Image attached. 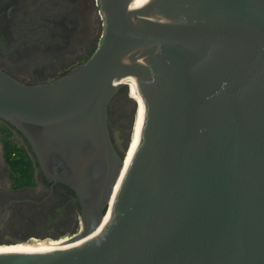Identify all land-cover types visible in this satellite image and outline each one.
Listing matches in <instances>:
<instances>
[{"label":"water","instance_id":"water-1","mask_svg":"<svg viewBox=\"0 0 264 264\" xmlns=\"http://www.w3.org/2000/svg\"><path fill=\"white\" fill-rule=\"evenodd\" d=\"M133 1L99 0V44L63 76L26 84L0 68V118L44 176L75 192L70 236L95 233L77 247L0 251V264H264V0ZM122 80L144 121L100 229L137 109ZM121 89L133 116L118 150L108 117Z\"/></svg>","mask_w":264,"mask_h":264},{"label":"flooded vegetation","instance_id":"flooded-vegetation-1","mask_svg":"<svg viewBox=\"0 0 264 264\" xmlns=\"http://www.w3.org/2000/svg\"><path fill=\"white\" fill-rule=\"evenodd\" d=\"M103 26L99 0H0V68L26 84L54 80L92 55ZM123 92L109 104L118 150L127 142L133 113L124 98L114 104ZM12 146L28 156L10 154ZM37 221L45 230L27 231L33 226L25 224ZM80 221L75 192L44 176L24 137L0 118V243L51 240L75 232Z\"/></svg>","mask_w":264,"mask_h":264},{"label":"bare ground","instance_id":"bare-ground-1","mask_svg":"<svg viewBox=\"0 0 264 264\" xmlns=\"http://www.w3.org/2000/svg\"><path fill=\"white\" fill-rule=\"evenodd\" d=\"M147 0H134L132 2L131 7L134 9L139 8L140 6L143 5ZM130 89L129 93L133 97L134 101L137 104V109L135 112L134 116V122H133V127H132V132L130 136V141L128 145V149L125 152L124 155V162L123 166L120 172V175L115 183L114 189H113V194L109 202V207L108 211L104 217L102 226L100 229L103 227V225L108 221L111 211L113 208V205L115 203L116 197L118 195L119 189L121 187V184L123 182V179L125 177V174L128 170V167L130 165L131 159L133 157V154L140 142L141 138V128L143 125L144 121V111H145V106L142 100V97L136 92L133 84L131 82H128L127 80H122ZM133 88V92H132ZM136 97H135V96ZM100 229L98 231H100ZM94 234H91L90 236H87L83 239H76L74 236H69V235H64L60 239H51V240H46V239H41V240H31L25 243H18V244H13V245H0V251H52V250H61L66 247L72 246V247H77L84 243L85 241H88L91 237H93Z\"/></svg>","mask_w":264,"mask_h":264},{"label":"rangeland","instance_id":"rangeland-1","mask_svg":"<svg viewBox=\"0 0 264 264\" xmlns=\"http://www.w3.org/2000/svg\"><path fill=\"white\" fill-rule=\"evenodd\" d=\"M125 90V89H124ZM132 92H133V88H132ZM129 95H130V97H132L131 96V94L129 93ZM124 96V97H123ZM135 96V95H134ZM136 97V96H135ZM122 98H124L125 100H127L128 101V103H131L132 101L129 99V97H128V95H127V93H126V90H125V92H123L122 94H120V97L119 98H117L116 99V101H115V105L122 99ZM132 99H133V97H132ZM134 100V99H133ZM132 116H133V113H132ZM131 124V123H130ZM129 128H130V126H129ZM25 225H27V226H29V225H32L33 227H30V228H28L27 227V231H35V232H38L39 230H45V228H43L42 226H41V222H35V223H26ZM65 235H70V233H66Z\"/></svg>","mask_w":264,"mask_h":264},{"label":"trees","instance_id":"trees-1","mask_svg":"<svg viewBox=\"0 0 264 264\" xmlns=\"http://www.w3.org/2000/svg\"><path fill=\"white\" fill-rule=\"evenodd\" d=\"M13 151H16V154H18L20 156H28V152L23 147H16V146L14 147V146H12L10 148L9 153L11 154V152H13Z\"/></svg>","mask_w":264,"mask_h":264}]
</instances>
